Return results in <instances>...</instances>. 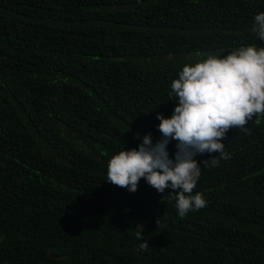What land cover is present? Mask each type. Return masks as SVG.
I'll list each match as a JSON object with an SVG mask.
<instances>
[{"label":"trees","instance_id":"16d2710c","mask_svg":"<svg viewBox=\"0 0 264 264\" xmlns=\"http://www.w3.org/2000/svg\"><path fill=\"white\" fill-rule=\"evenodd\" d=\"M257 12L264 0H0V264H264V117L201 163L207 203L183 219L170 189L105 180L135 134L160 138L184 64L264 47Z\"/></svg>","mask_w":264,"mask_h":264},{"label":"clouds","instance_id":"9594fccd","mask_svg":"<svg viewBox=\"0 0 264 264\" xmlns=\"http://www.w3.org/2000/svg\"><path fill=\"white\" fill-rule=\"evenodd\" d=\"M250 31L264 42V12L254 15ZM170 89V100L175 101L171 115L156 116L160 138L153 142L151 133L142 138L135 134L141 142L109 159L105 180L129 192L137 191L141 179L158 193L170 189L177 215L183 219L207 203L202 193H193L201 163L203 167L219 166L221 159L229 158L222 142L227 132L234 127L245 129L254 117H264V47L242 46L227 55H208L186 63ZM172 141L176 150L170 155ZM212 153L218 155L202 162L195 159ZM144 233V225H137L138 249L147 252Z\"/></svg>","mask_w":264,"mask_h":264}]
</instances>
